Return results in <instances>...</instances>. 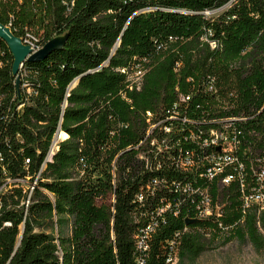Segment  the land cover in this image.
Returning <instances> with one entry per match:
<instances>
[{
	"label": "trees",
	"instance_id": "trees-1",
	"mask_svg": "<svg viewBox=\"0 0 264 264\" xmlns=\"http://www.w3.org/2000/svg\"><path fill=\"white\" fill-rule=\"evenodd\" d=\"M225 5L216 16L203 14ZM0 23L22 38L41 36L34 37L37 47L67 33L61 48L22 62L20 99L0 38L5 161L22 175L28 157L34 174L56 128L66 135L45 161L26 212L1 210L0 225L11 223L0 226V264H168L174 242L180 256L203 251L189 236L173 238L181 215L164 212L162 221L156 214L185 176L173 169L174 148H164L160 131L149 125L163 117L176 89L187 90L186 77L199 83L213 75L244 101L260 104L264 0H0ZM136 67L144 70L140 84L128 88ZM218 198L225 202L221 220L237 219L235 193L220 189ZM257 221L264 231V211H251L236 233L259 248ZM147 225L145 248H138Z\"/></svg>",
	"mask_w": 264,
	"mask_h": 264
},
{
	"label": "built area",
	"instance_id": "built-area-1",
	"mask_svg": "<svg viewBox=\"0 0 264 264\" xmlns=\"http://www.w3.org/2000/svg\"><path fill=\"white\" fill-rule=\"evenodd\" d=\"M21 39L33 49L38 48L36 39L28 33ZM143 73L142 68L136 67L127 77V87L138 88ZM17 75L18 78L22 75L21 66ZM190 81L191 77L185 78V82H189L187 90L176 89L172 105L163 117L149 125L150 131L153 127L160 131L164 148H174L173 169L185 176L174 186V197L166 198L155 208L162 221L164 212L173 218L181 215L183 226L174 232L173 238L176 239L192 229L184 222L186 219H194L195 223L211 220L221 224L225 202L218 198L220 189L235 193L238 221L243 222L251 211L257 215L264 211V97L256 107L244 101L241 93L237 94L218 82L213 75L202 78L199 83ZM19 85L16 92L20 99ZM60 131L57 127L53 132L45 156L34 174L27 171L28 157L22 160L25 172L15 174L0 148V213L9 208H21L23 213L26 212L45 161L50 160L58 142L66 136L59 137ZM5 140L6 135L0 131V142ZM10 223L11 220L5 219L0 226H9ZM197 227V224L193 226ZM19 228L17 242L21 223ZM151 229V225H147L140 231L138 248H145ZM170 244L165 259L168 264L176 254L177 242ZM136 262L142 264L143 260Z\"/></svg>",
	"mask_w": 264,
	"mask_h": 264
},
{
	"label": "rangeland",
	"instance_id": "rangeland-1",
	"mask_svg": "<svg viewBox=\"0 0 264 264\" xmlns=\"http://www.w3.org/2000/svg\"><path fill=\"white\" fill-rule=\"evenodd\" d=\"M225 8L226 5L205 10L203 14L205 16H216ZM28 34L36 39L41 38L36 34ZM59 133L58 136L63 137V134ZM110 201L111 197L108 196L107 202ZM256 225L264 237V231L260 228L258 221ZM241 226H243V222L234 219L230 222L221 220L220 225L216 223L209 224L206 227L199 225L197 228L188 230L183 236H189V238L191 237L203 243L206 248L196 256L189 253H183L180 256L178 252L179 245H177L176 254L169 261V264H264V244L256 248L247 238L238 237L236 230Z\"/></svg>",
	"mask_w": 264,
	"mask_h": 264
},
{
	"label": "water",
	"instance_id": "water-1",
	"mask_svg": "<svg viewBox=\"0 0 264 264\" xmlns=\"http://www.w3.org/2000/svg\"><path fill=\"white\" fill-rule=\"evenodd\" d=\"M67 33L55 35L45 41L40 47L33 49L24 43L21 37L14 35L8 25L0 23V38L5 42L12 57L11 75L15 77V86L18 88L19 78L17 71L24 60H39L52 50L59 49L66 40ZM119 43V38L114 44L115 48ZM72 83L68 86L70 88ZM194 219H186L185 223L194 222Z\"/></svg>",
	"mask_w": 264,
	"mask_h": 264
}]
</instances>
